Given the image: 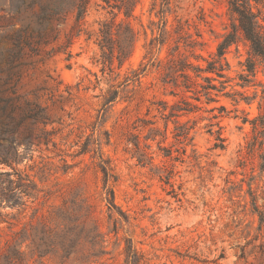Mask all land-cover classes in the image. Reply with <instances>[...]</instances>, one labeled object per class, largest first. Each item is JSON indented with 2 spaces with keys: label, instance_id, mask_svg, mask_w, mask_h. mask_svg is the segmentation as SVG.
<instances>
[{
  "label": "rangeland",
  "instance_id": "374dc122",
  "mask_svg": "<svg viewBox=\"0 0 264 264\" xmlns=\"http://www.w3.org/2000/svg\"><path fill=\"white\" fill-rule=\"evenodd\" d=\"M161 2L139 0L132 17L117 15L135 33L132 54L121 69L115 63L113 72L101 71L94 40L98 23L112 15L101 8V0H92L79 23L69 12L64 21L48 26L43 39H33L37 51L24 48L21 65L9 72L17 76L7 85L0 81V98L10 100L15 118L25 103L43 108L48 118L45 124L26 120L13 135L31 142L29 151L18 146L23 159L14 165L31 190L30 196H22L23 205H0V250L7 241L32 238L42 227L55 236L42 256L25 242L20 264H127L129 244L139 264H264V223L259 230L258 216L251 211L254 197L264 215V170L260 172V159L247 148L251 124L243 123L264 113V74L259 70L252 85L236 87L245 100L219 97L206 103L164 85L156 65L139 72L173 46L169 40L149 54L148 44L158 36L163 16L168 26L179 19L188 22L194 37L201 33L204 45L194 52L205 57L215 50V34L227 21L225 0H169L164 14L159 13ZM20 27L16 16L0 7L1 48L10 47L9 38ZM240 54L236 58L232 49L227 55L232 77L240 70L237 62L247 56L245 47ZM133 71L139 72L138 79L124 86ZM109 90H118V97L103 107ZM183 99L198 107L179 118L193 127L192 139L177 142L174 124L168 122L159 148L160 136L145 140L146 129L134 130L138 119H148L163 133L164 120L157 111L185 109ZM133 134L147 154L143 163L138 162ZM84 147L88 151L81 153ZM99 149L111 175L107 187L94 155ZM1 172L13 170L0 165ZM107 188L114 194L112 207ZM63 231L71 238L65 246L58 238ZM2 257L0 264L5 263Z\"/></svg>",
  "mask_w": 264,
  "mask_h": 264
},
{
  "label": "trees",
  "instance_id": "16d2710c",
  "mask_svg": "<svg viewBox=\"0 0 264 264\" xmlns=\"http://www.w3.org/2000/svg\"><path fill=\"white\" fill-rule=\"evenodd\" d=\"M92 0H0V7L13 13L17 20L21 22V27L10 38V47L3 49L0 47V81L3 85L9 84L17 73L9 74L10 71L17 69L24 57L23 49L26 48L29 53L37 51L32 46V40L35 43L43 39L44 32L51 24H58L64 21L69 12H74L76 22L82 21L87 13L88 7ZM101 8L107 10L112 15L110 19L102 20L98 23V30L94 43L100 50V59L98 62L102 65L101 71L107 69L113 72V66L117 63V69H121L123 64L130 58L133 45L135 42V33L130 25L124 21H117L118 14H122L126 19L132 17L133 10L139 0H101ZM226 1V18L227 21L220 33H216L215 50L208 53L207 57L196 54L194 49L202 47L204 41L199 32L195 37L189 32L187 21L176 20V25L168 26V21L164 16L159 20L158 36H153L148 44L149 54L159 46L161 49L169 40L173 41L164 58L149 59L147 64L141 66L139 72H144L148 65H156L162 69V83L179 89L182 93H189V98L200 102L202 98L206 103L216 102L219 97L230 99L235 103L239 100L237 97L244 99V93L237 90L236 87L244 89L256 81V76L261 70L264 74V0H225ZM160 14H164V6H168L169 0H162ZM1 35V34H0ZM90 36L88 37V40ZM245 47L246 58L237 62L240 70L235 71V76L229 75L231 64L227 55L234 51L236 58L240 57V47ZM160 52V50L157 49ZM192 57L195 61H191ZM7 73L5 78L1 76ZM139 72L133 71L132 77H125L124 86L138 79ZM119 76V73L116 74ZM14 92L13 87L9 88ZM264 92V91H263ZM118 90H109L103 100V107L113 103L118 97ZM187 108L181 109L175 106L177 111H157L164 120V132H160L155 121L148 119H138L140 125L134 127V130H147L149 132L145 140H155L160 136L158 147L166 140V131L168 122L174 124L172 132L173 138L182 143L190 137V131L193 128L188 122L179 120L181 116L192 113L197 105L185 101ZM5 106L0 109V165L11 167L13 172L0 173V205H5L11 209L23 205L22 196H30L31 187L25 182L23 176L18 174L14 165L22 163L23 156L19 152L18 146L24 144V151H29L31 142L28 137L18 141L13 137L14 133L22 126L26 120L39 121L45 124L48 120L43 108L38 105L25 103V110L19 118H15L12 113L14 108L10 105V100H3ZM9 106V111L7 107ZM185 110V111H180ZM106 113V111H104ZM103 113V115H104ZM251 124V136L248 142V151L252 155H257L260 159V172L264 170V113H259L252 120L243 119V123ZM139 128V129H137ZM135 139L134 148L137 153L138 162L143 163L148 160L147 154L140 150L138 134H133ZM4 142V144H2ZM87 147H84L81 153H85ZM100 160L99 167L103 173L104 187L110 180V172L104 159L99 151H94ZM150 159V158H149ZM15 171V172H14ZM107 202L114 206V194L110 188H107ZM252 213H255L259 219V230L264 223V215L258 209L255 199H252ZM59 244L65 246L71 240L65 231L61 232ZM53 231L42 227L36 231L32 238L19 240L13 239V242L7 241L5 247L0 250V257L4 264H20L23 261L24 252L22 246L29 242L27 248L35 251L39 256L45 254V248L48 241H52ZM1 244V243H0ZM127 264H139V257L132 251L131 245L126 248Z\"/></svg>",
  "mask_w": 264,
  "mask_h": 264
}]
</instances>
